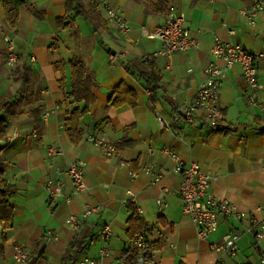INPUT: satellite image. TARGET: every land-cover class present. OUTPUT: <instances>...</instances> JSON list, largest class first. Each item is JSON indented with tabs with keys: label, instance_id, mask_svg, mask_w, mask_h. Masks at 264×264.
I'll use <instances>...</instances> for the list:
<instances>
[{
	"label": "crops",
	"instance_id": "0c3cea01",
	"mask_svg": "<svg viewBox=\"0 0 264 264\" xmlns=\"http://www.w3.org/2000/svg\"><path fill=\"white\" fill-rule=\"evenodd\" d=\"M23 1L17 24L10 27L0 0V96L7 90L15 94L20 86L12 80L6 63L2 41L6 32L14 36L18 63L31 68V83L15 98L16 114L7 120L0 150L3 178L14 186L8 194L12 225L0 226V264H19L14 259L16 246L28 253L25 264L33 257V264H62L75 237L82 244L66 264H80L85 256L98 258L103 246L98 233L104 225L112 233L106 243L111 255L101 261L115 264L136 234L129 223L132 207L124 200L127 190L136 194L143 209L139 222L152 227L148 254L156 264H214L217 255L211 244L221 242L228 231L242 230L248 219L239 223L220 220L214 232L200 238L182 210L178 193L181 174L174 170L175 161L165 149L181 161H195L204 171L217 175L208 189L215 196L228 199L258 220L264 218V58L257 72L261 88L256 105L247 102L249 89L241 67L235 65L227 71L219 92L222 118L217 131H210L201 113L191 122L179 113L180 106L195 94L203 68L211 60L221 63L208 52L215 35L250 51H264V13L250 25L239 11L248 7L250 0H172L171 10L185 14V25L198 38L199 47L173 53L168 63L155 54L160 42L142 33V28L151 30L162 23L166 14H145L141 2L107 0L122 8L130 27L125 32L106 20L96 0H72L70 6L68 0ZM76 5L80 7L74 9ZM136 59L144 63L152 59L160 79L151 85L133 69L125 68ZM72 61L82 62L92 76L89 99L72 101L68 96ZM121 82L135 92L134 106L108 104ZM55 106L58 109L44 117V112ZM83 108L81 138L74 143L64 121L73 110ZM35 109L39 110L37 120L32 112ZM157 115L172 123L171 129L161 128ZM174 116L178 120L172 122ZM94 137L113 144L115 153L104 155L90 140ZM51 146L60 147L62 153L49 155ZM75 159L85 163L84 179L89 187L79 194L71 193L65 174ZM128 162L137 173L134 178L128 173ZM144 167L162 175L158 184L150 183L152 175L144 173ZM48 179L65 184L62 196L49 199L44 186ZM161 185L166 192L160 190ZM159 195L165 199L162 213L156 206ZM86 202L100 203L101 210L81 217ZM69 214L79 217L76 227L65 224ZM262 254L264 238L244 233L237 241L236 254L224 255L223 261L260 264Z\"/></svg>",
	"mask_w": 264,
	"mask_h": 264
},
{
	"label": "built area",
	"instance_id": "2783aa9c",
	"mask_svg": "<svg viewBox=\"0 0 264 264\" xmlns=\"http://www.w3.org/2000/svg\"><path fill=\"white\" fill-rule=\"evenodd\" d=\"M101 7L106 20L115 24L119 29L128 32L130 27L124 18V13L121 7L112 6L107 0H96ZM213 1V0H209ZM241 15L245 17L248 24L254 25L255 18L259 13H264V0H250V4L246 8L239 10ZM185 14L182 12L173 11L170 9L165 15L162 23L156 25L153 29L147 30L142 28V33L151 39H157L160 42V47L155 54L162 55L168 63L171 56L175 52H185L199 47L198 38L191 34L185 25ZM234 34V31H229ZM4 50L6 54V63L10 69H14L19 61V55L15 49V39L12 33L6 32L2 36ZM208 52L221 63L211 60L203 68V78L199 83L195 94L186 103L180 106L179 113L181 117L191 122L196 114L201 113L210 129L217 131L220 127L222 118L221 107L219 104V92L222 81L228 70L235 65L241 67L244 79L248 85L249 93L247 102L251 105L258 103L257 93L261 88L257 80V72L260 61L264 58V51H250L239 43L222 40L219 36H214ZM114 58L113 55L110 56ZM264 107V102L261 103ZM58 106L44 112V117L55 112ZM157 121L161 128L165 130L171 129L172 123L157 115ZM178 120V116L173 117V121ZM35 136V135H34ZM90 140L99 147L104 155H112L116 151V147L109 141L99 138H90ZM49 155L61 154L60 147H49L47 149ZM165 153L175 161L174 170L181 174V182L178 193L182 201V210L187 214L200 238H206L210 233L214 232L220 220H233L238 223L247 217L248 224L242 230L228 231L221 242L211 244V249L216 253L217 258L214 264H224L223 256L226 254L235 255L237 252V241L244 233L253 234L255 239L264 238V218L258 220L255 215L250 213L247 215L239 209L233 202L226 198H220L210 192V184L217 179V175L204 171L201 166L195 161L183 162L171 150L165 149ZM128 173L131 178L136 177L137 173L132 170L130 163L126 164ZM85 163L82 160L75 159L69 162L65 174L68 179V184L72 194L84 193L89 190L84 179ZM144 173L152 175L151 184H158L162 179V175L152 171L150 167L143 168ZM45 189L48 192L49 199L62 196L64 194L65 184L60 180L48 179L45 184ZM162 192H166L167 188L164 185L160 186ZM124 199L132 207V216L134 219L141 220L143 209L137 204L136 194L130 190L126 191ZM69 201V196L65 197ZM165 205L164 196L159 195L156 198V206L159 213H162ZM261 209V208H259ZM101 210L100 203L84 204L81 217H88ZM264 211V209H261ZM79 222V217L75 214H69L65 219V224L71 227H76ZM151 232L152 227L142 222L139 231L130 239V247L121 252L115 258V264H156L154 258L148 254L151 250ZM112 235L108 225H104L98 233V239L103 243V246L98 252V258L82 257L80 264H103L102 259L110 257V250L106 243ZM133 248L136 252H132ZM28 253L20 246L14 249V259L19 264H25ZM260 264H264V254L260 256Z\"/></svg>",
	"mask_w": 264,
	"mask_h": 264
},
{
	"label": "trees",
	"instance_id": "16d2710c",
	"mask_svg": "<svg viewBox=\"0 0 264 264\" xmlns=\"http://www.w3.org/2000/svg\"><path fill=\"white\" fill-rule=\"evenodd\" d=\"M4 15L7 24L10 27H14L17 24L18 20V11L23 6V0H1ZM72 0H68V6H70V2ZM143 3L144 5V13L145 14H166L171 9V1L172 0H135ZM80 5H76L73 7L74 9H78ZM81 10H78L79 14ZM71 68V91L68 93V96L72 98V101H80L86 100L91 97V88L94 86L92 81V76L85 69L84 65L80 61H72L70 62ZM125 68L133 69L140 76L146 78V80L152 85V83H156L160 79L159 73L156 71V68L153 65L152 59H149L146 63L141 60H133L132 62H128L125 65ZM30 66L26 63L20 62L15 68L12 70V80L19 81V88L16 90L15 94H13L10 90L5 91L0 96V150L2 147L3 138L5 136V128L7 125V120L11 118L14 114H16L14 102L17 96L23 94L31 83L30 77ZM110 106L118 107L123 104H127L128 106H134L136 104V94L135 92L127 87L125 83H120L113 91L111 98L109 99ZM86 108L83 109H75L73 110L69 117H67L64 121L65 130L69 137V139L76 143L80 141L81 138V130L79 128V120L83 116ZM26 111H21V113ZM34 113V117L37 120L39 110L35 109L32 111ZM220 128V127H219ZM218 128V129H219ZM3 160L0 156V226L4 228H9L12 225V206L8 202V194L14 190V186L8 183L3 178ZM130 228H134L135 233H137L142 225V222L134 219L133 216L130 218ZM134 233V234H135ZM4 240V239H2ZM82 242L79 237H75L70 241L67 246L66 253L63 257L62 264H66V261L71 260L74 250H76ZM35 261V257L28 259L27 264H33Z\"/></svg>",
	"mask_w": 264,
	"mask_h": 264
},
{
	"label": "rangeland",
	"instance_id": "374dc122",
	"mask_svg": "<svg viewBox=\"0 0 264 264\" xmlns=\"http://www.w3.org/2000/svg\"><path fill=\"white\" fill-rule=\"evenodd\" d=\"M12 70H13V69H11L10 71L13 72ZM1 88H2V85H1V83H0V89H1Z\"/></svg>",
	"mask_w": 264,
	"mask_h": 264
}]
</instances>
